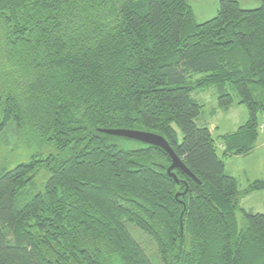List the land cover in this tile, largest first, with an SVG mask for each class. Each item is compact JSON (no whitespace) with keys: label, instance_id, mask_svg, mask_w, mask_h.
I'll use <instances>...</instances> for the list:
<instances>
[{"label":"trees","instance_id":"obj_1","mask_svg":"<svg viewBox=\"0 0 264 264\" xmlns=\"http://www.w3.org/2000/svg\"><path fill=\"white\" fill-rule=\"evenodd\" d=\"M260 3L198 23L186 0H0V135L30 155L0 171V264H264V214L239 206L264 179L241 191L223 161L264 112ZM209 87L248 111L221 150L196 123ZM116 128L162 135L197 180Z\"/></svg>","mask_w":264,"mask_h":264},{"label":"rangeland","instance_id":"obj_2","mask_svg":"<svg viewBox=\"0 0 264 264\" xmlns=\"http://www.w3.org/2000/svg\"><path fill=\"white\" fill-rule=\"evenodd\" d=\"M191 6L194 19L200 23L214 17L219 9L220 0H186ZM243 9L256 8L260 6V0H236ZM201 76L197 74L196 77ZM192 97L204 103L201 113L204 119H197L198 125H212V136L215 139L217 148L221 150L224 146L221 142V135L235 132L239 126L248 119V111L245 105L234 102L228 110L218 108L217 92L215 88L209 87L200 92L192 93ZM215 109V112L213 111ZM258 134L254 149L243 155L223 157L224 173L235 178L239 190L246 189L252 182L264 179V112L257 113ZM113 140L116 138L110 137ZM128 145L136 147L140 145L136 140H125ZM22 144L14 126L8 127L0 135V171L9 169L17 162L29 159V149ZM44 154L55 153L52 145L41 146ZM220 155L221 152L218 151ZM222 157V156H221ZM239 206L249 212H261L264 214V189L243 194L239 199ZM238 225L243 224L240 212L236 214Z\"/></svg>","mask_w":264,"mask_h":264},{"label":"water","instance_id":"obj_3","mask_svg":"<svg viewBox=\"0 0 264 264\" xmlns=\"http://www.w3.org/2000/svg\"><path fill=\"white\" fill-rule=\"evenodd\" d=\"M100 131L108 135L137 140L144 144L160 147L170 157V165L167 168V173L171 177H173L176 181L178 180L176 174L173 172V169L176 168L179 169L181 172L185 173L186 175H188L189 177H192L193 179L197 180L195 175L183 163V161L174 152L172 147L169 145L168 141L162 135H159L151 131L127 129V128L100 129Z\"/></svg>","mask_w":264,"mask_h":264},{"label":"crops","instance_id":"obj_4","mask_svg":"<svg viewBox=\"0 0 264 264\" xmlns=\"http://www.w3.org/2000/svg\"><path fill=\"white\" fill-rule=\"evenodd\" d=\"M212 125H210V126H208V128H209V130L211 131V133H212V127H211Z\"/></svg>","mask_w":264,"mask_h":264}]
</instances>
